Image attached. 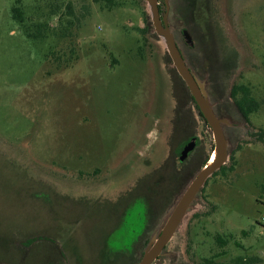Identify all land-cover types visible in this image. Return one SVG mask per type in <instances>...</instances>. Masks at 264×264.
<instances>
[{
  "label": "rangeland",
  "instance_id": "374dc122",
  "mask_svg": "<svg viewBox=\"0 0 264 264\" xmlns=\"http://www.w3.org/2000/svg\"><path fill=\"white\" fill-rule=\"evenodd\" d=\"M115 2L0 0V264H138L212 155L211 131L188 99L197 146L178 162L186 137L171 140L178 81L165 45L151 34L143 43L146 5ZM173 14L179 48L225 121L228 156L152 264H264V0H183ZM234 84L258 103L249 123L230 97ZM168 161L187 177L174 193ZM117 201L130 205L119 228Z\"/></svg>",
  "mask_w": 264,
  "mask_h": 264
},
{
  "label": "water",
  "instance_id": "95a60500",
  "mask_svg": "<svg viewBox=\"0 0 264 264\" xmlns=\"http://www.w3.org/2000/svg\"><path fill=\"white\" fill-rule=\"evenodd\" d=\"M148 7V16L157 38H161L165 45L172 67L182 80L200 115L205 120L214 142L215 159L212 163L207 162L189 181L187 186L173 205L171 212L166 218L157 238H154L143 253L138 264H152L162 253L166 245L171 241L179 224L189 209L196 195L204 188L205 183L212 175L219 171L226 163L228 156V141L226 139L223 124L224 120L218 118L205 91L204 85L194 76L187 66L182 52L177 47L174 35L168 25L167 14L160 19L158 0H144ZM183 38L188 46H193L191 36L187 30L183 31ZM194 139H192L182 150L179 162H183L188 153L193 150ZM210 160V159H209Z\"/></svg>",
  "mask_w": 264,
  "mask_h": 264
},
{
  "label": "trees",
  "instance_id": "16d2710c",
  "mask_svg": "<svg viewBox=\"0 0 264 264\" xmlns=\"http://www.w3.org/2000/svg\"><path fill=\"white\" fill-rule=\"evenodd\" d=\"M94 3H97V4H104L106 5L108 8H112L116 5V2L115 0H92ZM181 0H176L177 3H179ZM140 2L145 5V2L144 0H140ZM54 8V7H53ZM51 9V12L53 15L56 16L57 14V11L60 9L58 7H56V9ZM63 15H66L67 17L69 16H72L73 15V10H72V7L70 5H65L64 6V14ZM63 15H60L59 18H62ZM12 17L14 20H16L17 22H19L20 24H23L24 23V18H23V15L21 13V11L19 10L18 7H15L12 9ZM144 17L146 18V26L143 27L142 29H138V32H140L142 35H143V43L146 42L147 39H145V36H147L148 34H151L152 36H155L157 38V36L152 32L153 28H152V25L151 23H149V16L147 14V12L144 11ZM61 19H59L60 21ZM68 25H70V22H66ZM39 28H42V26L40 25ZM149 30L151 31V33H149ZM27 33V32H26ZM69 34L68 33H65L63 36L64 37H67ZM27 36H32V37H35V38H40V37H43L42 35V32H38L37 34H32L29 33L27 34ZM185 46H187L186 44H184ZM188 47V46H187ZM189 50H192L194 49V47H188ZM54 56V54H52ZM55 60H59V57H54ZM165 59L166 61H170L169 57L167 54H165ZM171 63V62H170ZM188 63V62H187ZM57 67L60 68L62 65L64 66H67L68 64L67 63H59L57 62ZM189 65V64H188ZM190 68V66H189ZM263 68H264V62H263ZM171 71V74L176 77L178 83L175 84L174 86V98H175V101H176V106L174 108V114H175V127H174V130H173V135L171 137V140L172 142L176 141L177 140H180L181 138L184 139L185 137V142L184 144H181V146H179V150H178V155L180 154V151L182 150L183 146L188 142L190 141V137L193 136V130L191 128L192 127V123H190V119H188V125L184 124L181 120V116L183 115L184 118L186 116L185 114V111L183 110L184 106H186V103L188 102V99L189 101L193 104V109L196 110L198 116L199 115V111L192 99V97L190 96L187 88L185 87L184 83L181 81V79L179 78V76L177 75L176 71L174 68L170 69ZM191 70V68H190ZM212 77H213V73H212ZM230 97L233 101V104L234 106L236 107L237 111L239 112V114L242 116V118L244 119V121H246L247 123H249V116L256 112L258 110V103L254 100V98L251 96V92H250V89L249 87L245 86V85H237V84H234L232 87H231V90H230ZM188 104V103H187ZM192 108V107H191ZM188 118H190V116L192 114H190V107L188 108ZM200 118H202L200 116ZM257 138L259 139H262L264 138V129L263 130H260L257 135H256ZM170 146V144H169ZM197 146V145H196ZM196 148V147H195ZM192 153V152H191ZM191 153L189 155H191ZM188 155V156H189ZM170 156H172V154L170 153L169 155V158ZM173 158V157H172ZM233 161V159H231ZM209 161V158L205 159L204 162H203V165L202 167L207 164V162ZM168 163L171 165V169H172V174H173V177H172V184H171V192L174 193L175 190L178 188V186L182 183L183 181L187 178H183V175H182V168H180L178 170V172L175 171V169H173V165H172V162L171 161H168ZM190 165V164H189ZM233 165L234 163L232 162V165L228 168L229 170H231L233 168ZM190 169V168H189ZM225 169V167H222L219 171L215 172L213 176L217 175L218 172L220 171H223ZM187 180H191V177L187 178ZM186 180V181H187ZM188 182H185L183 187L181 188V193H182V190L187 186V184L189 183ZM180 183V184H179ZM207 183V182H206ZM205 183V185H206ZM205 187V186H204ZM204 189V188H203ZM203 189L201 190V192L203 191ZM171 193V195H172ZM180 192L178 193V195L181 194ZM175 195V194H174ZM173 206V205H172ZM124 224L126 225V221L124 222ZM142 225V230H141V234L143 235L144 233V230L146 229V223L143 222ZM141 235V236H142ZM217 241L219 243H222L223 245L225 244L224 241L220 240L219 238H217ZM29 242V241H28ZM215 256H218V255H215ZM214 256L208 258V259H204L202 261L201 264H218V263H215L214 262ZM235 264H244L243 260L242 259H238L237 262H235Z\"/></svg>",
  "mask_w": 264,
  "mask_h": 264
},
{
  "label": "flooded vegetation",
  "instance_id": "af4514ba",
  "mask_svg": "<svg viewBox=\"0 0 264 264\" xmlns=\"http://www.w3.org/2000/svg\"><path fill=\"white\" fill-rule=\"evenodd\" d=\"M182 2H183V0H181L179 3H177L176 2V0H158V8H159V13H160V19H162V17H163V15L164 14H167V20H168V25H169V27H170V16H173L174 14H173V11L175 10V7H177L179 4H182ZM163 11V12H162ZM183 31L184 30H181V37H182V39H181V41L184 43V44H186L185 43V41H184V38H183ZM174 39H175V37H174ZM175 42H176V44H177V47L179 48V42L175 39ZM187 45V44H186ZM188 46V45H187ZM188 47H193V46H188ZM179 50H180V48H179ZM181 51V50H180ZM183 54V53H182ZM183 57H184V55H183ZM184 59H185V62H186V64H187V66L189 67V65H188V63H187V60H186V58L184 57ZM190 69V68H189ZM192 72V71H191ZM182 81V80H181ZM186 87V86H185ZM188 90V89H187ZM196 105V104H195ZM197 107V106H196ZM198 109V108H197ZM183 110L185 111V114H186V116H185V118H184V116L182 115L181 116V120H182V122L184 123V124H186V125H188L189 123H188V108H187V106H184V108H183ZM199 111V110H198ZM199 115H200V113H199ZM201 116V115H200ZM202 117V116H201ZM202 119H203V117H202ZM203 121L205 122V120L203 119ZM206 123V122H205ZM207 125V124H206ZM192 139H194V145L196 146V144H197V141H196V139H195V137H194V135L192 136V137H190V141L192 140ZM190 141H188L184 146H183V148H182V150L184 149V147L190 142ZM182 150L180 151V154H179V156H178V162H179V157H180V155H181V152H182ZM191 153V152H190ZM190 153H188V155L190 154ZM169 155H170V153H169ZM188 155H187V157H186V159L188 158ZM186 159L184 160V161H186ZM183 161V162H184ZM183 162H181V163H183ZM180 163V162H179ZM182 169H184V168H182ZM166 200H168V198L166 199ZM113 207L117 210V212L115 213V214H113L112 215V220H115V219H117V221H118V224L116 225V227L115 228H119L121 225H124V222H125V217L127 216V210L129 209V207H130V205L129 204H127V203H122L121 204V202H119V201H117V203L115 204V205H113ZM154 215V214H153ZM154 218H155V216H154ZM151 219H152V216H151ZM143 221H144V223H146L147 224V218H146V214H145V212H144V215H143ZM114 228V229H115ZM113 229V228H112ZM111 229V230H112ZM113 232V231H112ZM144 233H145V230H144ZM143 233V234H144ZM142 235V234H141ZM141 235H138V238H136V239H134V241L132 242V246H131V248H129L130 249V251H132L133 250V245L134 244H136V243H138L139 242V240H140V237H141ZM41 237H39V238H37L36 239V241H39V239H40ZM49 241L52 243V241L49 239ZM53 244V243H52ZM129 252V251H128ZM61 254V253H60ZM113 259V260H112ZM112 259H109V263L111 264V263H114L115 264V261L117 260V263L118 264H120V262H119V260H118V258H115V256L112 258ZM116 263V264H117ZM74 264H78V263H76V261L74 262ZM126 264H128V263H126Z\"/></svg>",
  "mask_w": 264,
  "mask_h": 264
},
{
  "label": "bare ground",
  "instance_id": "6f19581e",
  "mask_svg": "<svg viewBox=\"0 0 264 264\" xmlns=\"http://www.w3.org/2000/svg\"><path fill=\"white\" fill-rule=\"evenodd\" d=\"M215 159V152L212 153L211 157H210V160H209V163H212Z\"/></svg>",
  "mask_w": 264,
  "mask_h": 264
},
{
  "label": "built area",
  "instance_id": "2783aa9c",
  "mask_svg": "<svg viewBox=\"0 0 264 264\" xmlns=\"http://www.w3.org/2000/svg\"><path fill=\"white\" fill-rule=\"evenodd\" d=\"M263 224H264V222H263Z\"/></svg>",
  "mask_w": 264,
  "mask_h": 264
}]
</instances>
